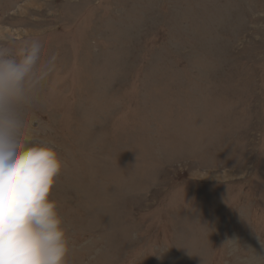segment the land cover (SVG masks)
Returning <instances> with one entry per match:
<instances>
[{
	"label": "rangeland",
	"instance_id": "rangeland-1",
	"mask_svg": "<svg viewBox=\"0 0 264 264\" xmlns=\"http://www.w3.org/2000/svg\"><path fill=\"white\" fill-rule=\"evenodd\" d=\"M32 40L67 264H264V0H0Z\"/></svg>",
	"mask_w": 264,
	"mask_h": 264
},
{
	"label": "clouds",
	"instance_id": "clouds-1",
	"mask_svg": "<svg viewBox=\"0 0 264 264\" xmlns=\"http://www.w3.org/2000/svg\"><path fill=\"white\" fill-rule=\"evenodd\" d=\"M41 55L38 40L18 50L0 46V264H67L70 250L51 199L59 154L26 119L49 71Z\"/></svg>",
	"mask_w": 264,
	"mask_h": 264
}]
</instances>
